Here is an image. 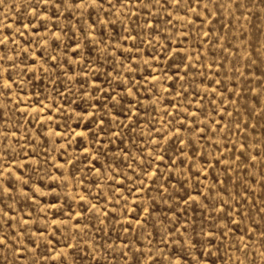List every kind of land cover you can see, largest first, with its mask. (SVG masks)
I'll return each mask as SVG.
<instances>
[{"label":"rangeland","instance_id":"obj_1","mask_svg":"<svg viewBox=\"0 0 264 264\" xmlns=\"http://www.w3.org/2000/svg\"><path fill=\"white\" fill-rule=\"evenodd\" d=\"M0 264H264V0H0Z\"/></svg>","mask_w":264,"mask_h":264}]
</instances>
